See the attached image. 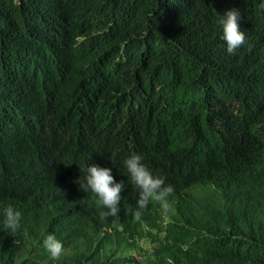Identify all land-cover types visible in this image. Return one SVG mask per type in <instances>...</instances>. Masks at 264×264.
Segmentation results:
<instances>
[{"label":"trees","instance_id":"obj_1","mask_svg":"<svg viewBox=\"0 0 264 264\" xmlns=\"http://www.w3.org/2000/svg\"><path fill=\"white\" fill-rule=\"evenodd\" d=\"M262 3L0 0V264H140L110 246L141 239L151 264H264ZM133 153L174 189L139 220ZM91 164L124 183L116 217L78 183ZM49 234L72 254L51 259Z\"/></svg>","mask_w":264,"mask_h":264},{"label":"clouds","instance_id":"obj_2","mask_svg":"<svg viewBox=\"0 0 264 264\" xmlns=\"http://www.w3.org/2000/svg\"><path fill=\"white\" fill-rule=\"evenodd\" d=\"M264 9V3L260 5ZM242 19L241 12L232 9L220 16L219 24L222 26V40L227 45V52L235 55L246 40L245 33L240 30L239 21ZM142 156L133 153L124 160V166L130 174L131 183L140 189V196L137 200V211L134 218L139 220L141 210L145 209L150 201L160 203L161 207L167 211L169 209L168 197L174 189L171 185L165 186V180L153 176L152 172L142 163ZM84 177L78 181L80 187L85 192H91L95 199L97 207L107 209L101 213V217H116L119 213V204L121 202V193L124 189V183H117L112 175L110 168H102L91 164L86 170ZM83 180V182H81ZM4 227L16 230L19 226L21 213L11 206L4 209ZM44 247L50 254L51 259L58 260L64 253L63 244L53 234H49L43 241Z\"/></svg>","mask_w":264,"mask_h":264},{"label":"rangeland","instance_id":"obj_3","mask_svg":"<svg viewBox=\"0 0 264 264\" xmlns=\"http://www.w3.org/2000/svg\"><path fill=\"white\" fill-rule=\"evenodd\" d=\"M156 242H152L149 239H141L135 241L134 244L128 246L125 244H121L120 246L111 245L110 249L114 250L115 256L114 258L127 259L134 258L140 264H151L153 260V250L157 246ZM73 250L70 249L64 250V256L68 257L72 254ZM104 254H110L108 249L104 252ZM41 264H51L48 261H44Z\"/></svg>","mask_w":264,"mask_h":264}]
</instances>
